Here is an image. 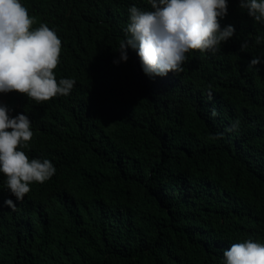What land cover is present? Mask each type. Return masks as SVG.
Instances as JSON below:
<instances>
[{
    "label": "trees",
    "instance_id": "16d2710c",
    "mask_svg": "<svg viewBox=\"0 0 264 264\" xmlns=\"http://www.w3.org/2000/svg\"><path fill=\"white\" fill-rule=\"evenodd\" d=\"M20 3L58 35L54 74L75 84L39 104L0 93L31 121L21 150L56 169L22 201L0 173V264H225L232 244L264 243V24L228 0L233 37L150 78L118 50L147 0Z\"/></svg>",
    "mask_w": 264,
    "mask_h": 264
},
{
    "label": "clouds",
    "instance_id": "9594fccd",
    "mask_svg": "<svg viewBox=\"0 0 264 264\" xmlns=\"http://www.w3.org/2000/svg\"><path fill=\"white\" fill-rule=\"evenodd\" d=\"M147 3L151 10L136 6L128 9L125 38L118 50L120 60L126 61V49H133L143 73L150 78L182 72L187 53L216 51L235 33L232 25H220L227 15L228 0ZM239 7L255 22L264 24V0H239ZM34 23L20 0H0V93L16 92L39 104L69 95L75 81H57L54 69L60 63L61 40L46 24L33 28ZM262 41L264 36L255 38L257 45ZM248 46L247 41L241 43L240 51ZM260 63L261 59L255 57L248 67ZM9 111L0 104V173L6 177L7 190L16 201H22L32 183H44L56 169L49 160L29 159L21 150L33 137L31 121L26 114L12 117ZM4 204L15 209L12 200ZM223 257L225 264H264V243L251 238L234 243L224 250Z\"/></svg>",
    "mask_w": 264,
    "mask_h": 264
}]
</instances>
